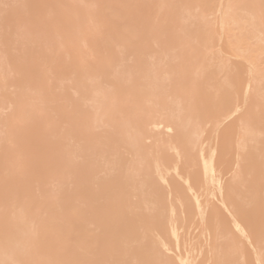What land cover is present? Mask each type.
<instances>
[{
	"label": "bare ground",
	"instance_id": "1",
	"mask_svg": "<svg viewBox=\"0 0 264 264\" xmlns=\"http://www.w3.org/2000/svg\"><path fill=\"white\" fill-rule=\"evenodd\" d=\"M6 105L0 264H169L158 233L179 242L180 220L204 236L182 264H264V0H0ZM169 149L201 192L192 205L174 184L183 214L170 219L144 188L148 156Z\"/></svg>",
	"mask_w": 264,
	"mask_h": 264
},
{
	"label": "rangeland",
	"instance_id": "2",
	"mask_svg": "<svg viewBox=\"0 0 264 264\" xmlns=\"http://www.w3.org/2000/svg\"><path fill=\"white\" fill-rule=\"evenodd\" d=\"M212 15L213 14H215V15H213L214 17H216V13L215 12H213V13H211ZM211 14H209V15H211ZM208 15V16H209ZM211 15V16H212ZM212 16V17H213ZM212 17H208L210 20H213L212 19ZM154 42V41H153ZM156 43V42H155ZM218 46H216V48H217ZM158 45H157V43L154 45V43H152L151 41H146V40H144V41H142L141 43H140V49L142 50V51H144V54L145 53H150V52H155L156 51V54H157V52H158ZM150 55H152V54H150ZM147 56H148V54H147ZM156 56V55H155ZM150 57V56H149ZM153 57H154V54H153ZM152 58V57H151ZM155 58V57H154ZM10 111V108L6 105V106H4V107H1L0 108V114L1 115H3V114H7L8 112ZM3 112V113H2ZM157 127H159V128H157ZM152 129L154 128L155 129V131H158V132H160L161 133V135L162 136H165V137H167V134H172L174 131H173V129L172 128H168V127H166V129H165V125H162V124H160V126L159 125H157L156 127L155 126H152L151 127ZM168 129V130H167ZM213 130L211 131V134L213 133V135H215L216 136V134H217V136H218V134H219V128L216 130V128H212ZM171 130V131H170ZM216 131V132H215ZM210 134V135H211ZM213 135H211V137H210V139H211V141L213 140V143L210 141V139L209 140H207L206 142H205V144L203 145V148H208L209 149V147L210 148H213V147H211V146H214V140L215 139H213V138H215ZM213 136V137H212ZM153 143H154V139L151 137V136H146L145 137V139H144V144L145 145H147V146H152L153 145ZM212 143V144H211ZM202 153V151H201V148H200V150H198V152H197V158L199 159L200 157V153ZM205 151H203V153H204ZM206 153V152H205ZM200 154V155H199ZM131 155V156H130ZM152 156V157H151ZM128 157V158H127ZM131 157V158H130ZM99 158H103V156H100ZM108 158L109 159H111L112 157L110 156H108ZM126 158H127V160H126ZM155 158V159H154ZM100 159V160H101ZM126 161H125V160ZM133 159H135L134 158V156H133V154H132V151H128V152H124V154H123V161H125V162H128V163H126V165H129V166H131V165H133V166H136V162L133 160ZM103 160V159H102ZM101 160V161H102ZM129 160V161H128ZM157 161V162H153V161ZM159 160H161V161H159ZM152 161V162H151ZM124 162V163H125ZM147 162H148V164L150 165V180L152 181L149 185H146V186H144V188H145V190H146V192H145V197L147 198V201L149 200V203H151L150 201L152 200L153 201V199H154V196H155V191L156 190H160L161 191V193H162V201H163V207H166V209L165 208H163V210H164V212H165V214H166V216H169V219H170V217H172V216H177V214L178 215H180V217H181V215L183 214V212H181L182 211V209H183V206H182V204H181V202L177 199H175L176 198V194L174 193V191H171V188H172V186L175 184V185H177V186H179L183 191H184V193L186 194V196L188 197V199L190 200V202H191V200H192V202H191V204L192 205H194V198H193V191L195 192H197V191H199L200 192V189L199 188H197V187H195L194 189H191L190 191H192V193L189 191V187H188V183H187V181H186V175H187V170L186 169H184L182 166H181V162L178 160V154H177V152H176V150L175 149H169L168 150V154L166 155V156H163V157H161V158H159L158 157V154H156V153H152V154H150L149 156H148V159H147ZM155 163V164H154ZM180 164V168H179V170H178V172L175 170V172L174 171H172L173 169H175V168H173V167H175L177 164ZM162 164V165H161ZM197 164H198V162H197ZM157 165L159 166V168L157 167ZM199 165V164H198ZM155 168L157 169V170H155ZM159 170H160V172H159ZM101 169H99L98 170V172H99V174L101 173ZM98 172H97V175H98ZM103 172V171H102ZM159 174V175H158ZM101 175H103L102 173H101ZM100 175V176H101ZM140 175V176H139ZM180 175V176H179ZM99 176V175H98ZM158 176H160L161 178H159ZM136 178L138 179V180H147L148 178L143 174V173H140V172H137V175H136ZM163 181V182H162ZM164 183V184H163ZM166 184V185H165ZM162 185V186H161ZM185 186V187H184ZM168 187H169V189H168ZM126 191H127V193H128V195H129V198H130V201H131V203H132V206L133 207H136V206H138L139 205V203H140V200L138 199V197L136 196V191H135V189H133L132 187H128L127 189H126ZM195 192V193H196ZM198 192V193H199ZM139 193V192H138ZM148 193V194H147ZM190 193H191V195H190ZM201 193V192H200ZM169 194V195H168ZM167 195V196H166ZM201 199H203V197L201 196ZM216 196L214 197V199L212 200V201H216V200H218V198L216 199ZM133 201V202H132ZM171 201H172V203H171ZM136 203V204H135ZM148 203V204H149ZM170 203V204H169ZM174 203V204H173ZM134 204V205H133ZM152 204V203H151ZM150 204V205H151ZM173 204V205H172ZM180 204H181V207H180ZM149 205V207L151 208V206ZM154 206H153V208H151V209H148L149 211H152V213H155L156 212V205L155 204H153ZM168 206V207H167ZM169 206H170V209H169ZM172 206H173V209H174V212L172 211ZM175 206V207H174ZM182 208V209H181ZM193 208H195V207H193ZM179 209V210H178ZM145 211H147V212H149L148 210H146V209H144ZM168 210H170V211H167ZM172 214H171V213ZM176 212H177V214H176ZM173 214H175V215H173ZM172 215V216H171ZM178 218V217H177ZM179 220H180V218H179ZM178 220V221H179ZM132 221H133V223L135 224V223H138V222H140V219H137V217H134V218H132ZM181 221V220H180ZM178 222L177 224H178V226H183V228L181 229L180 227H179V234H180V241L178 242L177 240H176V238L174 237L173 238V235H171V233H170V229H168L166 232H159V230L157 229V227H156V225H154L153 223H151L150 225H148V227H146L145 229H147V234H148V236H150L149 238L150 239H153V241H155V243H157L158 242V240H155V237H154V235H157V233H158V236L159 235H161L160 237H162L161 239H160V237H157V238H159L160 240H159V242H158V248H160V247H164V248H161V249H159L160 250V255H162L164 258H166L167 260H168V263L169 264H180L181 263V260H180V256L182 255V256H184L183 254H186V240L187 241H189V239H192L193 237V240L194 241H199V242H201L202 240H204L203 238H204V236H202V235H200V228L199 227H197L196 226V223H192L191 224V222L190 223H187L186 225H181L182 223L181 222ZM171 222V221H170ZM181 223V224H180ZM168 228L170 227V223H168ZM189 225H191L190 227H189ZM138 226H140V225H138V224H136V226H135V228H136V230H139L140 228L138 227ZM138 227V228H137ZM145 229H143L142 231H144ZM181 229V230H180ZM190 229H193L194 230V232H193V230H190ZM152 230V231H151ZM140 231V230H139ZM154 231H157V232H154ZM189 231V232H188ZM192 231V232H191ZM197 232V233H196ZM153 233H154V235H153ZM192 233V234H191ZM199 233V234H198ZM184 234V235H183ZM190 234H191V236L193 235V237H191L190 236ZM195 234V235H194ZM153 235V236H152ZM181 235H182V237H181ZM186 235V236H185ZM191 238H190V237ZM197 236H199V238L197 237ZM195 237H196V240H195ZM156 238V239H157ZM186 238V239H185ZM164 239V240H163ZM176 240V241H175ZM182 240H185V241H182ZM162 242V246H160L159 247V243H161ZM167 242V243H166ZM164 243V244H163ZM165 243L166 244H168L167 245V248H166V245H165ZM184 243V244H183ZM161 245V244H160ZM165 245V246H164ZM183 245L185 246V247H183ZM164 249V250H163ZM161 251H163L162 253H161ZM196 252L195 253H193L194 254V256L196 257V259H197V256L199 255H195L196 253H199V252H197L198 250H195ZM191 252H194V251H191ZM191 252H190V254H191ZM178 253H179V255H178ZM181 253V254H180ZM167 254V255H166ZM192 254V255H193ZM176 255V256H175ZM178 255V256H177ZM168 256L170 257V258H168ZM172 258V259H171ZM200 258H201V256L199 255V260H200ZM173 261V262H172ZM177 261L179 262V263H177ZM182 264V263H181Z\"/></svg>",
	"mask_w": 264,
	"mask_h": 264
}]
</instances>
